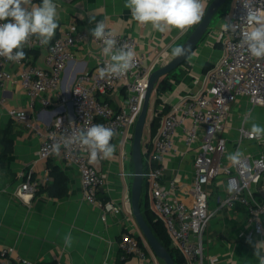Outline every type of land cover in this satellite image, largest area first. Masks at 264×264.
I'll return each mask as SVG.
<instances>
[{
    "label": "built area",
    "instance_id": "obj_1",
    "mask_svg": "<svg viewBox=\"0 0 264 264\" xmlns=\"http://www.w3.org/2000/svg\"><path fill=\"white\" fill-rule=\"evenodd\" d=\"M211 1L207 0V6ZM245 2L246 0L230 1L225 20L232 24V28L225 31L222 27L219 32L217 41L222 46L223 54L204 76L195 79L194 83L200 89L171 105L161 119L157 134L153 138L150 134L145 138L149 149H145L147 169L144 170L143 177L146 180L150 209L163 223L173 247L181 253L185 264L218 262L216 257L210 258L207 255L204 236L215 214L209 207L208 186L221 176L225 177L226 194L219 203L218 211L242 206L246 210L248 224L255 231L264 234V197H258L255 192L260 189L264 195V148L258 156H242L238 165L225 161L229 146L225 133L228 131L234 106L245 100L252 109L264 107V60L252 57L247 48L240 45L241 32L249 28L244 19ZM251 6L258 15L264 17V0H251ZM196 26L183 33H191ZM114 38L118 47H130L136 53L134 68L122 76H99L97 69L103 67L107 60L102 55L103 42L93 38L90 31L80 30L74 24L49 45H42L32 37L29 45L25 46L26 51L48 48L43 66L26 57L13 62L0 56V90L5 92L10 84L18 85L30 99L31 110L11 109L10 117L40 136V159L47 160L55 155L51 152L54 141L93 124H103L115 131L116 135L111 143L118 138L124 144L133 143L149 77L159 68L162 60L156 57L151 61L152 53H139L138 41L132 35L114 33ZM83 44L97 47L100 55L97 65L92 70L79 73L69 94H66L63 90L64 73L75 58V48ZM121 90L125 93L121 108L114 109L105 101L106 94L119 93ZM47 95L51 98L60 97L62 103L71 104L73 115H69L64 108L47 128H42L34 117L33 109L37 102L50 106L52 99ZM5 103L6 97H0V105ZM178 133H181L187 147H197L193 162V201L190 205L176 197L175 180L171 181L169 188L163 183L162 163L165 157L176 152ZM237 139L239 142L248 140L264 143V138L258 140L250 137V129L245 127V123L238 128ZM60 154L66 167L78 170L84 198L89 205L100 211L102 221H106L109 214L124 213L121 204L98 197L108 182L101 170L89 162L87 150L78 145L66 149L61 144ZM103 160L105 159H98L99 162ZM120 176L134 174L121 172ZM22 177L24 181L17 195L22 199L26 195H35L42 183L33 181L30 174H22ZM144 242L136 235L124 233L118 245L123 259L136 257L144 264H160L157 258L148 256ZM14 251L12 247H0V264H10ZM20 262L32 264L23 259ZM55 264L64 263L57 261Z\"/></svg>",
    "mask_w": 264,
    "mask_h": 264
},
{
    "label": "crops",
    "instance_id": "obj_2",
    "mask_svg": "<svg viewBox=\"0 0 264 264\" xmlns=\"http://www.w3.org/2000/svg\"><path fill=\"white\" fill-rule=\"evenodd\" d=\"M41 2L42 0L35 1L36 4ZM54 3L57 6L59 27L51 42L72 24L80 30L89 31L95 27V22L103 20L106 30L135 37L138 41V52L152 53L151 61L160 57L161 66L173 57L172 50L178 44L182 46L189 34L176 29L161 33L150 24H138L132 19L130 10L124 8L125 0H54ZM89 17H95V22L90 23ZM221 29L210 27L198 49L181 67L182 70L188 69L187 75L179 82L171 80L173 88L161 96V100L169 108L189 93L197 92L200 86L195 85V79L204 76L210 68L209 65L212 66L222 57V46L217 41ZM47 50V47L40 50L34 57L24 49L26 58L41 66L44 65ZM74 51L75 58L63 77V90L66 94H69L75 77L83 71L92 70L100 56L97 47L91 44L79 45ZM0 97H6L5 105H0V154L5 150L6 138L13 143L4 166L0 164V247L14 248L10 264H22V259L32 264H55L57 261L64 264H144L136 257L123 259L118 245L124 233L140 237L146 243L148 256L157 258L133 215L131 189L134 176H120L121 172L134 174L133 143L124 144L118 138L112 143L115 145L112 157L93 163L106 176L108 182L98 197L115 201L124 207V213L109 214L107 220L102 221L100 211L89 205L84 198L78 170L66 167L60 153L47 160L40 159V136L10 117L11 109L31 110L30 99L26 93L18 85L10 84L5 92L0 90ZM47 97L51 98L50 95ZM123 97L125 93L121 90L119 93L106 94L105 101L114 109H120ZM155 98H158L157 91ZM51 99L50 106L46 107L37 102L33 109L34 117L42 128H47L64 108L69 115H73L71 104L62 103L57 96ZM163 108V104L158 107L159 113L163 112ZM243 123L250 130L253 123L264 127V107L252 109L245 100L234 106L228 131L225 133L229 140L227 157L229 153L237 150L242 156H258L264 148V143L238 141V128ZM196 148V145L187 147L181 133H178L176 152L165 157L162 163L163 183L169 188L171 181L175 180V195L187 205L193 201V162ZM226 160L229 163L227 158ZM53 172L61 173L68 183L67 195L64 197H53L45 191L46 186L55 181ZM22 174H30L33 181L42 183L37 194L26 195L24 199L17 195L24 181ZM208 191L209 207L215 214L204 236L207 255L210 258L216 257V264H259L258 257L254 255V246L258 243L256 250L264 255V234L255 231L248 224L245 208L237 206L218 211L219 203L226 194L225 177L221 176L213 181L208 186ZM255 192L258 197H264L260 189ZM147 198L149 200L148 192ZM69 234L72 242L70 246H66L64 238ZM160 264L164 263L160 261Z\"/></svg>",
    "mask_w": 264,
    "mask_h": 264
},
{
    "label": "clouds",
    "instance_id": "obj_3",
    "mask_svg": "<svg viewBox=\"0 0 264 264\" xmlns=\"http://www.w3.org/2000/svg\"><path fill=\"white\" fill-rule=\"evenodd\" d=\"M246 15L244 19L249 26L248 30L240 35L241 47L247 48L252 57L264 60V17L258 15L251 6V0L244 3ZM124 8L130 10L131 17L140 25L150 24L161 33L173 29L184 31L198 25L204 18L207 0H125ZM89 22H95V17H89ZM58 24L57 6L54 0H42L33 3V0H0V56L9 61L18 62L26 57L24 48L29 45L32 37L42 45H48L54 37ZM225 31L232 28V24H223ZM90 35L103 42L102 55L107 58L105 65L97 69L101 78L122 76L135 66L136 53L126 46H117L114 33L106 31L105 22H95ZM185 54L181 47L172 50V56ZM54 136V134H52ZM116 135L112 128L103 124H93L86 129L73 131L70 136H62L59 141L51 145V152L59 155L61 144L67 149L78 145L89 152V162L96 163L98 159H109L115 151L111 143ZM250 137L264 138V127L253 123ZM242 153H229L227 159L233 164L241 162ZM66 246L72 242L71 235L64 238ZM254 255L259 264H264V255L254 246Z\"/></svg>",
    "mask_w": 264,
    "mask_h": 264
},
{
    "label": "water",
    "instance_id": "obj_4",
    "mask_svg": "<svg viewBox=\"0 0 264 264\" xmlns=\"http://www.w3.org/2000/svg\"><path fill=\"white\" fill-rule=\"evenodd\" d=\"M230 1L231 0H212L206 8L203 20L195 27L186 41L182 44L181 48L184 49L185 54L178 57L173 56L167 63L161 65L151 74L147 84L142 111L135 126L132 144V159L135 169L131 189L132 211L153 254L164 264L176 263L170 251L164 246V244H162L148 225L142 211L145 149H149L148 144L145 143V134L147 127L150 129L154 119V115L152 116L151 112L154 110L157 100L155 98V93L163 79L173 71L181 68L189 60L190 56L198 49L211 27L213 18L220 9Z\"/></svg>",
    "mask_w": 264,
    "mask_h": 264
},
{
    "label": "trees",
    "instance_id": "obj_5",
    "mask_svg": "<svg viewBox=\"0 0 264 264\" xmlns=\"http://www.w3.org/2000/svg\"><path fill=\"white\" fill-rule=\"evenodd\" d=\"M228 4H230V2H228L222 8V13H221L222 15H225V16L227 15L226 9L228 7ZM188 35H187V37H188ZM180 46L181 45L178 44L176 47H180ZM39 51L40 50L28 51V52H30L31 54L34 55V57H36V55L39 53ZM187 73H188V69L182 70L181 68H179V69L173 71L172 73H170L168 75V77L165 78L160 83V85L158 86V88H157V96H158V98H157L156 104H155V115H154V119H153V122H152L151 127H150V136L152 138L157 134V131H158L159 127H160V123H161V119H162L163 115L169 111V106L163 103V101L161 100V96H163L166 92L170 91L173 88L174 85L171 82L172 79H175L177 82H179V81H181V78L183 76L187 75ZM161 104L164 105V108H163V112L159 113L158 107ZM4 143H5V150H3L2 153L0 154V164H1V166H4L5 158L10 155V153L12 151V144H13L12 141L10 139H8V138H6L4 140ZM146 156L147 155L145 154V157ZM144 169L145 170L147 169L145 161H144ZM52 175L54 176L55 181H54V183L49 184L48 186H46V190L45 191H47L49 193V195L53 196V197H60L61 198V197L66 196L67 195V191H68V183H67V181L65 180L63 175L61 173H59V172H55V173L53 172ZM103 199L105 201H107L106 198H103ZM142 211H143L144 217H145L148 225L150 226V228L152 229L154 234L157 236V238L162 242V244H164V246L170 251V253L173 256V259H174L175 263L176 264H185V260H184L183 256L181 255V253L177 249H175L173 247L171 239L168 236L167 231L165 230V227H164L163 223L160 220H158L157 216L150 209L149 200L147 198L146 180H144V182H143Z\"/></svg>",
    "mask_w": 264,
    "mask_h": 264
},
{
    "label": "rangeland",
    "instance_id": "obj_6",
    "mask_svg": "<svg viewBox=\"0 0 264 264\" xmlns=\"http://www.w3.org/2000/svg\"><path fill=\"white\" fill-rule=\"evenodd\" d=\"M230 5H231V3L228 4V7H227V9H226V13L229 12ZM221 13H222V9H220V11H219V12L216 14V16L213 18L212 23H211V29H215V28H217L218 30H220V29L222 28L224 22L226 21V20H225V17H226V16H225V15H222ZM209 66H211V65H209ZM209 66L206 68V70H208ZM197 88L199 89V87H197ZM197 88H196V89H197ZM151 115H152V116L155 115V111H152V112H151ZM149 134H150V129H149V127H147V129H146V134H145L146 139L149 137Z\"/></svg>",
    "mask_w": 264,
    "mask_h": 264
}]
</instances>
